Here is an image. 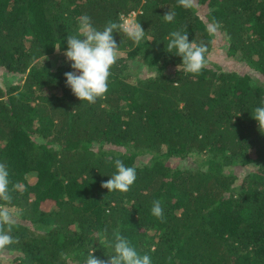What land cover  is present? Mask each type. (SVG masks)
<instances>
[{"label":"trees","instance_id":"trees-1","mask_svg":"<svg viewBox=\"0 0 264 264\" xmlns=\"http://www.w3.org/2000/svg\"><path fill=\"white\" fill-rule=\"evenodd\" d=\"M132 11L143 39L114 32L108 91L80 102L63 55L78 17L103 30ZM172 31L206 45L199 74L177 70ZM217 33L248 70L210 65ZM0 70V163L12 196L0 206L18 239L0 264H85L93 249L107 260L117 229L152 264H264V131L251 117L264 104V0H0ZM116 159L136 180L108 193L101 184Z\"/></svg>","mask_w":264,"mask_h":264},{"label":"clouds","instance_id":"clouds-1","mask_svg":"<svg viewBox=\"0 0 264 264\" xmlns=\"http://www.w3.org/2000/svg\"><path fill=\"white\" fill-rule=\"evenodd\" d=\"M181 7H191L193 0H178ZM163 19L171 23L175 19L173 11H167ZM219 27L213 20L209 25V31L215 32ZM114 32H123L129 39L139 43L145 34L140 23L120 18V22L109 21L98 30L91 22L88 15L78 17L77 35L67 37V51L63 53L67 61L71 62L72 72L65 73L66 86L81 102L96 103L98 98L105 96L108 91V78L110 69L116 64L119 47L113 37ZM167 52H175L182 58V63L177 66L184 72L199 74L206 66V45L189 42L187 31H172L166 37ZM56 49V48H55ZM57 50V49H56ZM60 50V47L57 51ZM178 83V82H177ZM252 119L258 124V130L264 131V104L254 109ZM116 172L101 187L111 191L127 192L136 180V171L133 167H126L122 160L114 161ZM9 171L4 163H0V200L11 202L12 196L9 189ZM15 187V186H14ZM151 214L157 219H164V210L160 200L152 202ZM13 217L6 207L0 206V250L6 246L18 242L9 234ZM5 226H8L5 231ZM113 239L108 242L112 254L107 255V260L94 257L95 249L88 253L85 264H152L151 257L137 252L131 242L117 229L112 233Z\"/></svg>","mask_w":264,"mask_h":264},{"label":"rangeland","instance_id":"rangeland-1","mask_svg":"<svg viewBox=\"0 0 264 264\" xmlns=\"http://www.w3.org/2000/svg\"><path fill=\"white\" fill-rule=\"evenodd\" d=\"M137 13V12H136ZM132 20L136 21L135 17H132ZM56 60V59H55ZM61 60H58L57 62H60ZM210 65H215L218 66L222 69H236V70H243L246 71L248 70V67L245 65L244 62L238 60L235 56H230V53H228V49H227V43L225 41L224 35L223 34H216V38H215V43H214V49L212 52V55L210 57ZM138 68L136 67V70ZM141 70V69H140ZM137 72V71H136ZM133 73L132 72V76H144L146 72H142L138 71L137 73ZM142 72V73H141ZM252 73V71L250 72ZM253 74V73H252ZM254 77L259 78L260 76L253 74ZM7 74L0 70V84H4V82H6V80H8V77H6ZM259 80H264L261 77L259 78ZM190 163H194V161H189ZM30 178L33 179L35 178V176L30 175Z\"/></svg>","mask_w":264,"mask_h":264},{"label":"built area","instance_id":"built-area-1","mask_svg":"<svg viewBox=\"0 0 264 264\" xmlns=\"http://www.w3.org/2000/svg\"><path fill=\"white\" fill-rule=\"evenodd\" d=\"M136 12L137 11H132L129 15L124 16L123 18L126 19V20H130V21L136 22L135 20H132V17H135L136 18V16H137V13Z\"/></svg>","mask_w":264,"mask_h":264}]
</instances>
